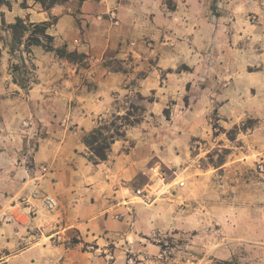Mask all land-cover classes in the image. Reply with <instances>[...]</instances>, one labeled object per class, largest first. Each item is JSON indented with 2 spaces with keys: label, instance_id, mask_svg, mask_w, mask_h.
Wrapping results in <instances>:
<instances>
[{
  "label": "rangeland",
  "instance_id": "374dc122",
  "mask_svg": "<svg viewBox=\"0 0 264 264\" xmlns=\"http://www.w3.org/2000/svg\"><path fill=\"white\" fill-rule=\"evenodd\" d=\"M166 1L146 13V32L120 43L123 55L104 53L101 65L123 80L110 111L83 133L66 114L26 113L38 45L12 48L0 10V40L10 38L0 65L18 86L0 94V264H264V0ZM127 112L139 122L117 139L116 154L129 176L109 162L100 196L81 197L85 189L70 184L71 193H48L52 160L64 157L75 172L79 157L93 163L83 137ZM19 137L7 153L6 141ZM87 207L96 214L77 219ZM99 213L105 224L93 230Z\"/></svg>",
  "mask_w": 264,
  "mask_h": 264
},
{
  "label": "crops",
  "instance_id": "0c3cea01",
  "mask_svg": "<svg viewBox=\"0 0 264 264\" xmlns=\"http://www.w3.org/2000/svg\"><path fill=\"white\" fill-rule=\"evenodd\" d=\"M12 3L10 8H0L7 24L12 23L16 17L35 23L48 21L50 17H53L55 20L47 27L46 32L53 37L55 45L63 42L68 50L76 49L87 55L89 61L87 68H77L55 57L50 51H44L41 46L32 47L30 52L32 50L35 57L36 81L29 89L28 99L25 101L26 113L35 114L40 119L61 117L66 114L71 116L83 133L93 128L94 117H100L110 111L114 102L112 93L121 87L123 80L121 73L108 71L101 65L104 53L111 49L116 52L120 43L127 39H135L140 33L146 32V27H139L146 13L149 16L153 13L157 14L161 10V8H155L157 4L170 2L166 0H66L55 4L49 10H43L34 0H25V7H19L16 2ZM105 14H109L108 18L104 17ZM114 20H117L116 24ZM80 26L85 27L83 39L76 36ZM9 40V36L5 41L0 40V53L5 55V57L0 56L2 60L9 58ZM123 53L124 48H120L119 53L116 54L123 55ZM22 58L20 57V60ZM12 75L6 73L3 64L0 65V94L10 90V87H18L11 80ZM15 100L18 102L19 98ZM72 102L75 106H67ZM23 142L24 140L20 137L6 141L7 153H16L17 147ZM76 143L82 148L80 139H77ZM48 146L47 141L40 143L36 155L37 160L41 161L46 158L45 151L48 150ZM119 146L121 143L116 140L113 143V160L111 161L105 160L93 164L79 157L77 172L64 157L53 159V169L48 176L52 178L55 187H49L47 192L56 196L61 195V192H65L70 184V188L85 189L80 191L81 197L86 198L95 193L100 196V190L105 183H108L105 178V170L109 169L108 164L111 163L118 168L119 176H129L128 171H123L122 168L123 157L116 154ZM66 148L69 149L67 144L64 145V149ZM68 190L69 193L75 191ZM78 210L77 219L78 216L80 218L88 216L90 210L96 214V208L87 207ZM96 216L99 218L88 221L93 230L100 229L101 224H105V220L101 223L100 213ZM136 264L149 263L138 262Z\"/></svg>",
  "mask_w": 264,
  "mask_h": 264
},
{
  "label": "trees",
  "instance_id": "16d2710c",
  "mask_svg": "<svg viewBox=\"0 0 264 264\" xmlns=\"http://www.w3.org/2000/svg\"><path fill=\"white\" fill-rule=\"evenodd\" d=\"M34 1L39 3L43 10H49L55 4L63 3L66 0ZM3 2V0H0V3ZM5 4L7 7H10V3L7 2ZM21 5L25 7V0L21 2ZM50 24L51 22L49 20L35 23L29 21L25 22L23 18L16 17L14 22L7 24V27L11 31L12 48L17 44L24 43L25 48L31 45H38L45 51H54L57 56L67 57L71 60L75 58L79 60L86 58L84 53L68 51L64 47H54L51 44L52 36L46 32ZM44 41H46V43ZM20 67L22 68V66ZM131 116L132 114L128 112L125 115L116 116L109 124L99 125L83 137V142L89 149L88 159L90 161L97 164L107 159L111 144L124 136V130L127 126H133L139 122L138 118L131 119Z\"/></svg>",
  "mask_w": 264,
  "mask_h": 264
},
{
  "label": "built area",
  "instance_id": "2783aa9c",
  "mask_svg": "<svg viewBox=\"0 0 264 264\" xmlns=\"http://www.w3.org/2000/svg\"><path fill=\"white\" fill-rule=\"evenodd\" d=\"M112 16H114V15H112ZM180 184L182 185L183 183H180ZM44 201H45V204H46L47 208L53 209V208L56 207V200L51 195L45 196Z\"/></svg>",
  "mask_w": 264,
  "mask_h": 264
}]
</instances>
